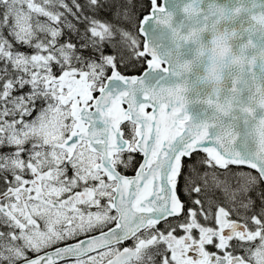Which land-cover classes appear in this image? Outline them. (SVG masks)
I'll use <instances>...</instances> for the list:
<instances>
[{"label":"snow or ice","instance_id":"1","mask_svg":"<svg viewBox=\"0 0 264 264\" xmlns=\"http://www.w3.org/2000/svg\"><path fill=\"white\" fill-rule=\"evenodd\" d=\"M0 264H264V0H0Z\"/></svg>","mask_w":264,"mask_h":264}]
</instances>
